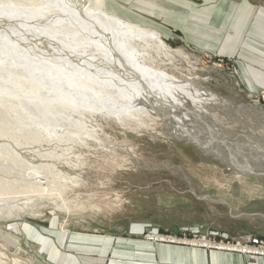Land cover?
Instances as JSON below:
<instances>
[{
    "label": "rangeland",
    "instance_id": "obj_1",
    "mask_svg": "<svg viewBox=\"0 0 264 264\" xmlns=\"http://www.w3.org/2000/svg\"><path fill=\"white\" fill-rule=\"evenodd\" d=\"M132 11L136 13L135 8ZM144 16L148 22L142 23L160 33L168 50L150 49L141 64L155 69L168 83L174 81L171 89L179 98V105L172 98L161 103L168 113L183 116V127L192 128V133L213 147L204 150L182 130H170L152 109L143 108L140 120L131 117L124 124L103 113L84 112L86 129L58 128L59 134L76 132L66 147L61 144L55 149L56 154L65 152L62 161L52 167L59 175L53 177L52 173L50 177L56 182L52 193L59 195L42 198L35 212L24 211L17 219L0 222L2 264H11L10 260L38 264V248L21 228L27 224L44 227L50 222L72 232L124 235L139 229L142 237L152 239L161 236L216 247L238 243L264 254V174L255 171L264 173V165L258 162L264 160V90L248 91L235 77L232 58L196 49L178 33L167 36V28L157 25H166L162 20L152 14ZM16 77L25 80L22 75ZM161 77L149 74L148 85L168 89ZM178 87L196 91V97L184 91L180 94ZM14 90H19L17 84ZM9 91L5 93L12 100L0 102V181L21 187L24 182L18 176L24 164L49 166L54 161L37 154L48 151L50 142L31 143L25 138L24 133L30 131L24 129L28 119L16 116L15 110L26 105L16 98L17 91ZM111 92L107 90V94ZM188 103L190 109L186 108ZM28 106L34 112L39 110L37 104ZM41 114L51 120L46 116L52 114V107ZM180 122L175 121V125ZM246 124L250 128L243 126ZM238 132L242 140H246L244 133L248 134V141L257 149L238 144ZM213 150L234 160L243 152L242 159L255 170L237 174L238 170L225 164L227 161L215 156ZM5 199L0 195V203Z\"/></svg>",
    "mask_w": 264,
    "mask_h": 264
},
{
    "label": "bare ground",
    "instance_id": "obj_2",
    "mask_svg": "<svg viewBox=\"0 0 264 264\" xmlns=\"http://www.w3.org/2000/svg\"><path fill=\"white\" fill-rule=\"evenodd\" d=\"M152 48L167 52L160 33L110 13L104 0H0V102L9 103L12 97H7L5 92L17 91L16 98L26 105L22 107L24 109L15 110L16 116L28 119L24 129L30 131L24 133L25 138L31 143L50 142L48 151L37 154L54 161L49 166L24 164L25 170L22 169L18 176L24 186L14 187L0 181V195L7 197L0 203V222L17 219L24 211L35 212L41 207L42 198L59 195L52 193L56 190V182L50 177L52 173L53 177L59 175L52 167L62 161L65 152L56 154L55 149L61 144L65 146L71 134L76 132L69 130L59 134L58 128L86 129L84 112L103 113L124 124L131 117L140 120L143 108L152 109L170 130H182L204 150L213 147L205 143L206 139L192 133V128L183 127V116L168 113L161 103L170 98L177 102L179 98L175 94L177 91L171 89L174 81L168 83L166 77L155 74V69L141 64ZM149 74L163 78L170 89L152 83L148 85ZM17 75H22L25 80L17 79ZM15 84L19 90H14ZM107 90L113 92L107 94ZM178 90L180 94L184 91L196 97V91L192 89L178 87ZM32 103L37 104L39 110L32 111L28 106ZM176 104L179 105V101ZM186 106L190 109L189 103ZM42 107L46 111L52 107V114L46 116L51 120L41 117L45 112ZM137 110L139 114L135 113ZM60 111L66 115L59 114ZM73 114L77 115L76 119ZM175 121L181 122L176 126ZM243 126L250 128L248 124ZM205 132L208 133L206 128ZM239 134H236L241 142L238 144L257 149L254 142L248 141V134L244 133L246 140ZM14 153L16 156L21 154ZM242 153L234 160L233 157H220L222 153L213 150L215 156L238 170L237 174L247 169L254 171V167L248 165L249 161L242 159ZM258 162L264 165V160L258 159ZM2 262L0 257V264Z\"/></svg>",
    "mask_w": 264,
    "mask_h": 264
},
{
    "label": "crops",
    "instance_id": "obj_3",
    "mask_svg": "<svg viewBox=\"0 0 264 264\" xmlns=\"http://www.w3.org/2000/svg\"><path fill=\"white\" fill-rule=\"evenodd\" d=\"M104 4L110 13L145 27L150 26L142 23L148 22L144 14L154 15L166 24L157 25L167 28V36L178 33L196 49L232 58L239 82L250 92L264 90V0H104ZM21 229L38 248V264H264L262 254L150 239L139 229L124 235L81 233L51 222Z\"/></svg>",
    "mask_w": 264,
    "mask_h": 264
},
{
    "label": "built area",
    "instance_id": "obj_4",
    "mask_svg": "<svg viewBox=\"0 0 264 264\" xmlns=\"http://www.w3.org/2000/svg\"><path fill=\"white\" fill-rule=\"evenodd\" d=\"M167 237V236H166ZM151 238V237H150ZM153 239H156V240H161V241H175V240H166L164 237H159V238H157V237H155V238H153ZM189 243V242H188ZM219 245V244H218ZM240 244H238V243H236L235 245H220V246H218L219 248H224V249H228V250H239L241 253H251V254H253V255H255V254H262V255H264L263 253H260V252H256L255 251V248H252V247H250V246H248V245H246V246H239ZM248 246V247H247ZM248 248H252L253 250H250V249H248Z\"/></svg>",
    "mask_w": 264,
    "mask_h": 264
}]
</instances>
